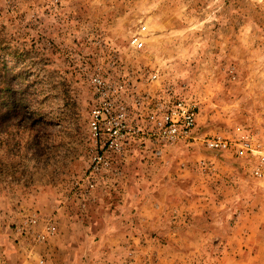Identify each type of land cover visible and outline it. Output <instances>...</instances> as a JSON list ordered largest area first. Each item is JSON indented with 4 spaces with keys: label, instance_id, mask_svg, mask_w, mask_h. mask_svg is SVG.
<instances>
[{
    "label": "rangeland",
    "instance_id": "1",
    "mask_svg": "<svg viewBox=\"0 0 264 264\" xmlns=\"http://www.w3.org/2000/svg\"><path fill=\"white\" fill-rule=\"evenodd\" d=\"M113 52L188 98L199 137L249 136L264 154V0H0V81L18 110L0 121V264H264L255 160L180 145L119 165L78 204L86 75ZM33 215L55 226L45 243L16 232Z\"/></svg>",
    "mask_w": 264,
    "mask_h": 264
},
{
    "label": "built area",
    "instance_id": "2",
    "mask_svg": "<svg viewBox=\"0 0 264 264\" xmlns=\"http://www.w3.org/2000/svg\"><path fill=\"white\" fill-rule=\"evenodd\" d=\"M145 33L146 27L140 26L129 38V51L144 49ZM144 68L135 69L113 52L103 66L94 67L86 75L90 90L89 164L72 185L80 206L90 204L96 192L104 190L121 174L119 165L146 154L151 160H164L177 146L188 148L193 143L211 152L255 160L251 174L255 179L264 180V154L257 142L249 136L199 137L195 106L185 96L177 95L172 86L162 84L157 70ZM155 83L156 88L152 89ZM16 232L26 240L42 244L54 235L55 226L33 215Z\"/></svg>",
    "mask_w": 264,
    "mask_h": 264
},
{
    "label": "trees",
    "instance_id": "3",
    "mask_svg": "<svg viewBox=\"0 0 264 264\" xmlns=\"http://www.w3.org/2000/svg\"><path fill=\"white\" fill-rule=\"evenodd\" d=\"M9 87H11L9 78H2L0 81V121L13 119L18 111L16 106H13L17 100L11 95Z\"/></svg>",
    "mask_w": 264,
    "mask_h": 264
}]
</instances>
